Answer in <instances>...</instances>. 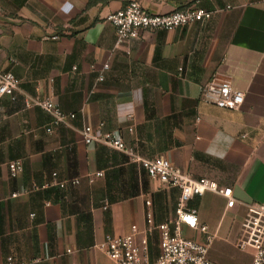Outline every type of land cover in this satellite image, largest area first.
I'll list each match as a JSON object with an SVG mask.
<instances>
[{"label": "crops", "instance_id": "0c3cea01", "mask_svg": "<svg viewBox=\"0 0 264 264\" xmlns=\"http://www.w3.org/2000/svg\"><path fill=\"white\" fill-rule=\"evenodd\" d=\"M126 1L0 0V69L20 79L16 100L0 97V264L8 256L30 264H116L96 247L106 233L143 228L147 209L154 224L171 217L167 205L177 189L147 175L143 186L144 170L126 154L84 143V125L103 122L102 130H120L138 155H162L194 178L230 187L232 207L211 191L188 200L214 236L227 221L229 249H239L246 204L264 205V0H199L212 11L206 20L115 45L106 16ZM139 2L166 13L194 0ZM213 77L242 91L238 108L201 100V87ZM24 95L51 96L75 117L48 134L49 116L26 108ZM14 159L22 171L11 176L7 162ZM96 170L103 175L89 183L84 175ZM70 177L80 182L52 185ZM183 233L204 240L187 228ZM148 250L151 258L159 252L156 232Z\"/></svg>", "mask_w": 264, "mask_h": 264}, {"label": "built area", "instance_id": "2783aa9c", "mask_svg": "<svg viewBox=\"0 0 264 264\" xmlns=\"http://www.w3.org/2000/svg\"><path fill=\"white\" fill-rule=\"evenodd\" d=\"M198 2L199 0H194L183 8L166 13H151L142 7L139 0H127L122 7L110 12L106 19L114 27L115 45H121L131 39L139 38L144 31L171 30L206 20L212 11L200 7ZM225 6L229 7L228 4ZM108 67L107 63L101 66L97 74L98 81L103 79L104 71ZM19 86L18 77L12 72L0 69V97L6 95L11 100H16ZM200 98L218 107L235 109L242 103L243 93L233 88L230 79L213 77L201 87ZM23 103L26 108L38 106L47 113L49 120L43 125V129L48 134L59 126L67 125L75 117V113L64 111L51 96L24 95ZM102 126L103 122L95 128L84 125L80 130L84 143L98 142L123 152L131 161L139 164L150 180L159 182L165 188L177 189V194L173 216L167 220L154 224L152 212L147 209L144 213L143 228L140 229L133 224L130 226V231L124 235L106 233L96 247L116 264H222L208 257V246L214 233L207 225L198 221L197 209L188 205V200L205 191H211L226 199V207H232L236 201L232 197L231 188L219 187L205 177L194 178L162 155L142 157L125 143L120 130H102ZM125 129L129 133L133 131L130 126ZM7 167L9 174L16 176L22 171V161L10 160L7 162ZM102 175V170H96L86 173L84 177L91 183ZM79 182L80 177H70L53 181L52 185L63 189L77 185ZM145 205L149 206L150 201L145 200ZM105 207L106 203L103 205V208ZM183 228L203 234L204 241L185 236ZM154 232L157 234L159 252L155 258H151L148 241ZM238 245L240 248L246 246L251 248L250 264H264V205L256 202L246 204ZM6 263L30 264L31 262L15 261L8 256Z\"/></svg>", "mask_w": 264, "mask_h": 264}, {"label": "rangeland", "instance_id": "374dc122", "mask_svg": "<svg viewBox=\"0 0 264 264\" xmlns=\"http://www.w3.org/2000/svg\"><path fill=\"white\" fill-rule=\"evenodd\" d=\"M127 177L129 178V176L126 174V178ZM204 198L206 199V197ZM194 205L199 209H205L204 203L199 204L196 201L194 202ZM167 207L171 210L170 215L173 216L174 201L170 200ZM227 229L228 225L227 221L225 220L221 225L220 230L217 232V234H215L212 241L210 242L207 255L209 254V256L213 259L214 256L212 255L218 254L219 256L215 257L214 259L217 262H221L223 264H247L249 259L251 261V252L246 251L245 248H240L239 245V249H229L228 246H226L227 238H229L227 236ZM187 235L191 234L187 232ZM191 236L193 237L194 234H192Z\"/></svg>", "mask_w": 264, "mask_h": 264}, {"label": "trees", "instance_id": "16d2710c", "mask_svg": "<svg viewBox=\"0 0 264 264\" xmlns=\"http://www.w3.org/2000/svg\"><path fill=\"white\" fill-rule=\"evenodd\" d=\"M141 169H142V168H141ZM142 170H143V169H142ZM144 175H146V174H145V171L141 172V178H142V185H143V186H145V184H146V183L144 182Z\"/></svg>", "mask_w": 264, "mask_h": 264}]
</instances>
